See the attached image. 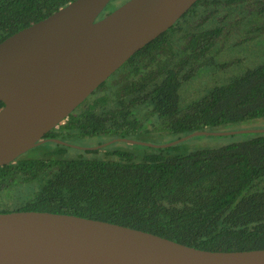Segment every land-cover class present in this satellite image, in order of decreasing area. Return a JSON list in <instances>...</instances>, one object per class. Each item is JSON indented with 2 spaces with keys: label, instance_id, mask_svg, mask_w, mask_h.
Listing matches in <instances>:
<instances>
[{
  "label": "trees",
  "instance_id": "obj_1",
  "mask_svg": "<svg viewBox=\"0 0 264 264\" xmlns=\"http://www.w3.org/2000/svg\"><path fill=\"white\" fill-rule=\"evenodd\" d=\"M73 1L0 0V43ZM263 21L264 0H199L44 138L175 141L264 119V53L256 48L253 66L228 59L264 35ZM51 144L0 167V214L73 215L205 251L264 250V133L195 151L118 142L70 157L71 147Z\"/></svg>",
  "mask_w": 264,
  "mask_h": 264
},
{
  "label": "water",
  "instance_id": "obj_2",
  "mask_svg": "<svg viewBox=\"0 0 264 264\" xmlns=\"http://www.w3.org/2000/svg\"><path fill=\"white\" fill-rule=\"evenodd\" d=\"M112 1L75 0L0 43V167L48 143L165 149L197 136L264 133L199 131L164 145L115 139L90 148L45 139L199 0H128L99 19ZM0 264H264V250L205 251L105 221L24 211L0 214Z\"/></svg>",
  "mask_w": 264,
  "mask_h": 264
},
{
  "label": "rangeland",
  "instance_id": "obj_3",
  "mask_svg": "<svg viewBox=\"0 0 264 264\" xmlns=\"http://www.w3.org/2000/svg\"><path fill=\"white\" fill-rule=\"evenodd\" d=\"M115 1H118V4L123 3L125 0H113L109 5L108 9L111 8L112 5H115ZM117 4V5H118ZM106 8V9H107ZM105 9V10H106ZM103 14V13H102ZM261 22V21H259ZM264 23V21H263ZM255 44H248L246 45H241L238 47H233L229 51L233 52V55L230 56L228 59L234 60L235 57H238L239 59L242 60V65L244 66H253V64H256L262 59V54L260 55L259 53H264V35L262 36H256L254 38ZM260 39V42H259ZM255 47V48H254ZM256 48L259 50L256 51ZM222 55V54H221ZM260 55V56H259ZM217 76V75H216ZM204 77H210V75L206 74ZM113 78L109 79L106 83H109ZM207 79H204L203 82H206ZM189 94V92H186ZM264 129V119H258V120H253L249 121L237 126H231L229 128L223 129L224 131H233V130H263ZM247 135V134H246ZM245 135H235V136H221V137H214V136H197L192 139H189L185 141L183 144V147L190 150V151H195V150H200V149H218L227 145H230L234 142H237L242 138H244ZM130 140L134 141H140L148 144H153V145H164L170 142H173L174 140L172 139L171 136L169 135H160V136H151L145 133H141L137 136H134ZM67 142V141H65ZM103 141L98 138H84L80 139L75 142H69L71 144L84 147V148H90V147H96L102 143ZM106 143V142H105ZM54 149V145H41L38 148H34L27 152L28 156H37V154H43L45 149ZM68 155L70 157H76L78 155V151L76 149H69L68 150Z\"/></svg>",
  "mask_w": 264,
  "mask_h": 264
}]
</instances>
